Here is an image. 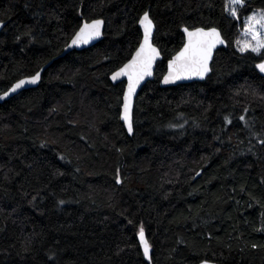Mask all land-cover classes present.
<instances>
[{
	"label": "trees",
	"instance_id": "1",
	"mask_svg": "<svg viewBox=\"0 0 264 264\" xmlns=\"http://www.w3.org/2000/svg\"><path fill=\"white\" fill-rule=\"evenodd\" d=\"M226 2L0 0V95L44 68L0 102V264H264V52L235 46L264 0H247L241 20ZM145 11L162 60L128 135L124 83L110 75L137 48ZM95 19L102 40L62 55ZM185 26L216 27L226 46L205 81L161 87Z\"/></svg>",
	"mask_w": 264,
	"mask_h": 264
},
{
	"label": "snow or ice",
	"instance_id": "2",
	"mask_svg": "<svg viewBox=\"0 0 264 264\" xmlns=\"http://www.w3.org/2000/svg\"><path fill=\"white\" fill-rule=\"evenodd\" d=\"M247 9V0H227L225 10L234 20H241V10ZM138 23L143 29L142 40L136 49L132 58L117 70H115L111 79L113 81L120 80L121 77L127 78V90L123 96V114L121 119L127 125V130L131 134L133 132L132 122V98L136 94L137 88L141 82L153 75V66L155 61L160 57V50L153 43V32L156 25L150 16L149 11H145L139 17ZM104 24L103 20H92L84 22L78 31L75 32L71 40V45L79 46L87 44L93 39L101 35V28ZM3 21H0V27ZM244 36L250 37L249 40L237 41L239 51L246 53L251 51L255 54L264 52V9L259 12H253L243 18ZM186 39L183 47L168 61V72L163 78V83H175L179 80L199 78L204 79L212 70L210 62L213 58V52L218 45L225 44L221 32L216 27H193L185 26L182 29ZM261 73H264V62L256 65ZM41 78V72L37 71L35 75L27 80H19L12 86L11 91L15 92L27 83L36 84ZM8 93H5L7 96ZM2 98V97H0ZM241 121L245 120V116L239 117ZM227 123L231 124L232 120L225 117ZM264 144V140L260 141ZM62 158V157H61ZM117 183L122 181L117 177ZM61 203H64L61 201ZM131 223V221H129ZM139 242L143 248V256L151 261V248L145 235V227L140 224L138 230ZM256 247V245H253ZM203 264H208L204 261Z\"/></svg>",
	"mask_w": 264,
	"mask_h": 264
},
{
	"label": "water",
	"instance_id": "3",
	"mask_svg": "<svg viewBox=\"0 0 264 264\" xmlns=\"http://www.w3.org/2000/svg\"><path fill=\"white\" fill-rule=\"evenodd\" d=\"M96 20V19H95ZM99 20H102V19H99ZM92 21V20H91ZM91 21H87V22H91ZM84 22H86V21H83L82 23H81V25H80V27L82 26V24L84 23ZM138 25V28L140 29V31H141V39H140V41L142 40V36H143V29L140 27V25H139V23L137 24ZM3 26H4V24H3ZM3 26L2 27H0V32H1V30H2V28H3ZM79 27V28H80ZM79 28H78V30H79ZM183 29V28H182ZM77 30V31H78ZM103 30H104V24H103V26H102V28H101V35L98 37V38H96V39H93L92 41H90L89 43H87V44H82V45H79V46H75V45H72V46H69V45H71V40H72V38L69 40V42H68V44L65 46V48L63 49V52H62V55H65V54H67V53H69V52H72V51H80V50H83V49H87V48H90V47H92V46H94V45H96L98 42H100L101 40H102V38H103ZM182 33H183V31H182ZM154 34H155V29H154V32H153V40H154ZM183 35H184V33H183ZM222 35V34H221ZM74 36V35H73ZM72 36V37H73ZM223 37V36H222ZM185 39H186V37H185V35H184V42H185ZM224 39V38H223ZM140 43V42H139ZM154 43V42H153ZM184 44V43H183ZM155 45V44H154ZM156 46V45H155ZM226 46V41H225V44H223V45H218L217 46V48L214 50V52H213V58H214V55H215V53H216V51L219 49V48H223V47H225ZM139 47V44H138V46H137V48ZM157 47V46H156ZM183 47V46H182ZM181 47V48H182ZM136 48V49H137ZM158 48V47H157ZM180 48V49H181ZM136 49H135V51H136ZM159 49V48H158ZM160 50V49H159ZM135 51L133 52V54H132V56L134 55V53H135ZM176 55V54H175ZM175 55H173V56H175ZM132 56H131V58H132ZM172 56V57H173ZM172 57H171V59H172ZM130 58V59H131ZM213 58H212V60H211V62H210V67H211V64H212V61H213ZM129 59V60H130ZM128 60V61H129ZM162 60V55H161V51H160V57L155 61V63H154V66H153V75L152 76H150V77H146L142 82H141V84H140V86L137 88V90H136V94L133 96V98H132V122H133V111H134V106H135V101H136V98H137V96H138V94H139V92L141 91V89H142V87L147 83V82H149V81H151V80H153L154 79V76H155V70H156V66H157V63L158 62H160ZM170 60V59H169ZM168 60V61H169ZM127 61V62H128ZM168 61H167V63H166V71H165V74L163 75V77L161 78V80H160V83H159V85L161 86V87H169V86H176V85H181V84H188V83H193V82H203V81H205L206 79H207V77L210 75V72H209V74L204 78V79H199V78H192V79H185V80H179V81H176L175 83H169V84H165V83H163V78H164V76L165 75H167V72H168V67H167V65H168ZM126 62V63H127ZM264 62V61H263ZM43 70H44V68H42L41 70H40V72H41V74H42V72H43ZM257 71L259 72V74L261 75V76H263L264 77V73H261L260 71H259V69L257 68ZM112 75V74H111ZM111 75H110V81L113 83V84H118V83H124V90H123V94H122V101H121V106H120V120H121V122H122V124H123V126H124V129H125V131H126V133L128 134V135H132V133L130 134L129 132H128V130H127V125L125 124V122L121 119V117H122V114H123V96H124V93L126 92V90H127V78L126 77H121L120 78V80H117V81H113L112 79H111ZM30 77H28V78H23V80H27V79H29ZM22 80V79H21ZM18 82V81H17ZM17 82H15L13 85H15ZM39 82H40V80L36 83V84H31V83H27V84H25L23 87H21L20 89H17L15 92H12L11 91V88H12V86L6 91L7 93H8V95L7 96H5V93L6 92H4L3 94H1L0 95V97H2V98H0V102H2V101H4V100H7V99H9V98H11V97H13V96H15V95H17V94H19L20 92H22V91H24V90H27V89H31V88H35L38 84H39ZM137 239H138V242H139V237L137 236ZM139 244H140V242H139ZM140 247H141V251H142V254H143V248H142V245L140 244ZM147 259V258H146ZM148 260V259H147ZM204 262V261H203ZM203 262H200L199 264H203ZM208 262V261H207ZM208 264H215V263H212V262H208Z\"/></svg>",
	"mask_w": 264,
	"mask_h": 264
},
{
	"label": "rangeland",
	"instance_id": "4",
	"mask_svg": "<svg viewBox=\"0 0 264 264\" xmlns=\"http://www.w3.org/2000/svg\"><path fill=\"white\" fill-rule=\"evenodd\" d=\"M255 12H259V11H255ZM252 13H253V12H252ZM252 13H251V14H252ZM251 14H250V15H251ZM230 17H231V16H230ZM238 40H239V41H242V42L245 41V40H249V41H250V37H245V36H244V27L241 28V30H240V32H239V35H238V37L236 38V42H237ZM236 42H235V46H236V49L239 51V46L237 45Z\"/></svg>",
	"mask_w": 264,
	"mask_h": 264
}]
</instances>
